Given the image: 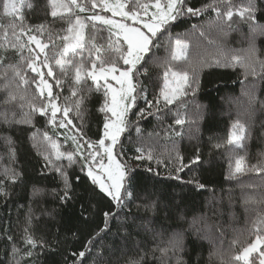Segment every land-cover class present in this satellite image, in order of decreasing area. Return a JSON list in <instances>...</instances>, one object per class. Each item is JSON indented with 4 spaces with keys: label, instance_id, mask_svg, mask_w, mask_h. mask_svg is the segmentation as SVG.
<instances>
[{
    "label": "trees",
    "instance_id": "1",
    "mask_svg": "<svg viewBox=\"0 0 264 264\" xmlns=\"http://www.w3.org/2000/svg\"><path fill=\"white\" fill-rule=\"evenodd\" d=\"M196 7L207 4L211 0H190ZM28 3L33 6L28 8ZM247 0H231L233 11L242 7ZM218 6L222 11H227L229 0H218ZM261 11L257 13V19L264 24V3L260 4ZM50 9L47 0H26L22 9L25 23L39 25L45 21L52 22L53 18L48 15ZM99 11V10H97ZM85 13L81 15H87ZM111 15L110 13H101ZM217 15L209 11L201 17H182L171 27V34H177L189 43V52L194 62L201 59L214 61L217 59L231 58L233 55L244 56L250 44L254 41L258 51V57L264 60V35L252 33L248 23L243 22L239 16L234 15L231 27L225 24L221 31L216 26ZM223 19V17H221ZM13 22V17L5 16L2 3H0V25L7 27ZM19 23V21H15ZM193 25H197L193 29ZM67 25L60 20H56L53 27L59 31ZM201 31L205 35L201 36ZM91 32V28L89 29ZM4 34V28H0V39ZM97 43L107 46L109 37L108 28L97 23L96 25ZM9 36L11 31L9 29ZM167 36V33H165ZM0 54H4L0 49ZM87 56V51L84 53ZM168 53L161 47L156 51V56L163 59ZM8 59L5 64L16 63L19 57L14 51L7 52ZM179 63V62H177ZM198 66V65H197ZM149 69L150 79L144 78L143 83L147 86V99L154 101L160 95L162 87L163 71L155 63L146 65ZM200 86L196 95L191 94L186 98V107H182L179 102L164 108L161 99L159 114L155 111V106L148 108L144 99H139L137 105L129 113L133 127L121 137L127 156L135 155V147L142 146L145 151L152 149L154 155L160 159L157 164L145 161L143 166L137 169V177L142 185L155 186L165 203H170L179 209L170 216L168 220L163 219V214L153 217L151 225L157 231L161 226L167 231L164 232L166 238L172 230H184L185 232V252L184 260L187 264H243V261H236L235 256L244 247L251 243L257 234V230L264 234V224L259 221L264 218V171H248L243 174L231 176L235 167L237 156H244L248 166L264 161V107L260 103L248 105L246 92L253 90L258 100L264 101V81L258 78L261 70L256 66L258 76L245 75V68L239 63L230 67H217L214 64L199 67ZM3 71V69H0ZM57 74L59 72L57 70ZM29 79L35 74L28 71ZM50 84L62 97H71L69 84L71 80L65 81L63 88H56L55 82L49 78ZM4 81L0 78V120L3 114L19 120L23 118V111L15 105L3 103L7 93L2 85ZM91 85V81L87 82ZM14 88V86H13ZM29 93H35V85H28ZM75 98H72L74 100ZM102 92L93 91L85 102V123L86 134L92 140L99 137L102 129L104 115L98 111L103 102ZM196 105H200L203 118L196 123H191V119L196 113ZM140 109H145L144 118L138 119L136 113ZM179 111L181 118H186L184 125H176L174 119ZM152 112L153 115H149ZM157 115L160 116L157 119ZM74 124H79L80 120L72 114ZM239 120L245 126V139L242 141L243 147L237 148L234 144H229V134L232 132V125ZM141 128L138 136L135 126ZM47 131L54 140H57L63 151L71 148V141L65 142L63 135H56L50 126L46 125L44 118L36 114L33 117V124H16L11 126L0 123V178H3L4 169L9 166V158L2 137L11 136L16 149L15 167L22 173V180L12 184L8 182L7 198L0 196V262L7 264L10 257L12 241L9 236L14 237L17 245L24 248L21 240L23 229L26 226L28 214L31 211L33 229L37 236H44L51 249L33 258L24 256L18 257L21 264H64L65 257H69L71 252L84 250L85 242L100 229L104 228V213L111 212L118 215L110 219L111 231L101 233L102 239L97 240V245H103V250L98 247L95 251L100 252L99 259L105 264H129L130 261L139 260L148 251L147 258L143 264H160L161 252L153 249L157 248L160 241L153 240L152 233L142 229H137L129 221L127 231L130 236L124 235V230L117 232L120 222L127 215L137 217L136 224H140L144 219L150 217V212H145L143 208H137V201L132 202L123 209L117 208L110 198L104 196L95 188L90 180L80 172L79 165L73 171V182L75 176H80V183L76 186L79 194L77 199L61 203L58 198L51 195L50 190L59 185L53 180V173L44 167V160L38 154L45 149L41 143L42 132ZM41 130L35 140L31 137L33 133ZM58 132H66L72 135V129H58ZM180 133V135H177ZM131 140V142H129ZM220 147L217 148L216 145ZM175 145L184 156V163L189 164L197 154L200 162L190 165L180 173V179L169 178L168 150ZM199 149V153H197ZM136 163V162H133ZM151 163L154 172L159 175L145 171L146 166ZM195 177L203 188H198L196 184L187 183ZM45 190V194L33 198V186ZM89 197L91 204L88 205L89 219L87 223L81 220V203L86 202ZM94 205V207H93ZM183 214L184 220L178 218ZM206 218V219H202ZM196 220L197 226L205 227L202 232L196 234L195 230L188 229V223ZM73 232H78V239L72 237ZM162 247V245H161ZM39 251V250H36ZM92 256L88 258L90 264ZM251 264H258V255L253 254L250 258Z\"/></svg>",
    "mask_w": 264,
    "mask_h": 264
},
{
    "label": "snow or ice",
    "instance_id": "2",
    "mask_svg": "<svg viewBox=\"0 0 264 264\" xmlns=\"http://www.w3.org/2000/svg\"><path fill=\"white\" fill-rule=\"evenodd\" d=\"M25 2L26 0H0L4 15L13 17V22L7 27L0 25V28H4L3 37L0 39V49L4 53L0 54V69H3L0 71V78L4 81L2 87L7 93L3 103L15 105L22 111L25 107L27 108V111H23L22 119L15 120L4 113L0 123L9 126L12 123L33 124V117L36 114L44 118L46 125L53 129L54 134L63 135L65 142L71 141V148L61 151L60 145L53 140L46 128L42 132L41 141L45 149L39 151V146L33 144V147L38 148V154L45 162V169L54 174L53 180L59 185L50 190L51 195L64 204L77 199L79 194L76 192V186L80 183V176H75L74 183L71 170L79 165L80 172L95 188L99 189L100 193L110 198L117 208L123 209L137 201L138 209L143 208L146 213L152 214L140 224L135 223L137 217L126 215L119 224L118 233L123 229L124 235L130 236L131 233L127 231V228L131 221L137 229L152 233L153 240L160 241L157 248L152 250L153 254L155 251L161 252L160 264H187L184 260V230H172L165 238L164 232L167 230L163 226L160 231L151 226L154 222L153 217H158L162 213L163 219L168 220L179 206L165 203L154 185L151 187L142 185L137 177V169L143 166L145 161L155 160L159 164L160 159L154 155V150L145 151L142 146L135 147V155L127 156L121 137L133 127L129 113L139 99H144L149 109L155 106L157 114L161 112V99L165 109L176 102L186 107V98L190 94L194 97L200 86L198 66L211 67L214 64L217 67H230L239 63L245 68L246 76L256 77L258 76L256 66L259 65L261 72L258 78L264 81V60L259 59V50L254 41L244 56L233 55L230 59L214 61L201 59L194 62L189 52V43L179 34L174 37L170 31L172 25L182 17H201L212 11L217 15L218 19L215 23L221 31L225 24L231 27L233 17L237 15L243 22L248 23L252 33L264 35V24L257 19V13L261 11L260 4L264 3V0H247V3L237 8L235 12L231 0H229L227 11L221 10L218 0H211L200 7L193 5L190 0H47V6L50 9L48 15L53 18V21L51 23L45 21L35 26L25 23L22 12ZM27 6L31 9L33 5L28 3ZM85 13L90 14L81 15ZM101 13H111V17ZM115 17L120 19L117 20ZM17 20L19 23L15 22ZM56 20L63 21L67 26L59 31L55 30L53 25ZM97 23L108 28L109 37L106 47L97 43ZM197 27L193 25V29ZM90 28L91 32H89ZM9 29L11 36H9ZM200 35L205 34L201 31ZM161 47L168 53L163 59L156 56V51ZM9 50L17 54L18 62L4 63L8 59ZM85 51L87 56L84 55ZM148 63H155L164 69L163 86L160 89V95L154 101L147 99V86L142 82L144 78L150 79L149 69L146 67ZM28 71L35 74L31 79L27 75ZM48 78L54 80L56 88H63L65 81L70 79L71 97H62L61 93L54 91ZM89 80L91 85L87 83ZM30 84L35 85L33 94L29 93L28 85ZM254 87L253 90L245 93L248 96L250 109L256 103L264 107V101L257 99ZM93 91L102 92L104 98L98 109L104 115V121L96 140L87 137L85 131L87 111L85 102ZM72 98L75 99L72 100ZM200 107L196 105V113L191 119L193 124L203 118ZM144 112L145 109H140L136 113L138 119L144 118ZM73 113L75 118L80 120L78 125L73 122ZM149 115L153 113L149 112ZM159 118L160 116L157 115V119ZM185 122L186 118H181L178 111L174 123L182 126ZM70 128L73 130L71 136L66 132L57 131ZM135 130L139 136L142 130L138 124ZM245 133V126L237 120L232 125L228 143L234 144L237 148L243 147ZM38 135H41L40 129H37L31 138L35 140ZM2 139L9 158V166L4 169L3 178H0V196L7 198L8 182L19 183L22 180V173L11 166L15 163L16 157L12 137L4 136ZM216 147L219 148L220 145L217 144ZM200 159L197 154L189 164H185L184 156L173 145L168 150L167 163L171 165L169 178L179 180L180 173L190 165L199 163ZM145 171L154 172L151 163L146 166ZM248 171H264V161L248 166L244 156H237L231 176ZM154 174L159 175L158 172ZM187 183L196 184L198 188L204 187L195 177ZM44 194V189L33 186V198ZM89 204H91L90 197L86 202L81 203L80 218L84 223H87L89 219L87 214ZM117 215V213L105 212L104 228L85 242L84 250L73 251L69 257H65L64 264H88L90 255L92 256L90 264H105L102 259H99L100 252L95 251L98 247L101 251L103 250V245L98 246L97 240L102 239L101 233L111 231L110 219ZM178 218L184 220L183 214H179ZM259 222L264 224V218H261ZM205 227L208 226H197L195 219L188 223V229H194L196 234L202 232ZM71 235L78 239V232H73ZM8 239L12 241V245L11 252L7 253L10 257L7 264H21L18 258L21 253L28 258H33L52 250L44 236L36 235L31 211L21 236L24 248L17 245L14 237L9 236ZM253 254L258 255V264H264V234H261L259 229L255 240L244 247L235 256V260L243 261V264H251L250 258ZM147 255L148 251L145 250L139 260L130 261L129 264H143ZM209 259L211 264V255Z\"/></svg>",
    "mask_w": 264,
    "mask_h": 264
},
{
    "label": "rangeland",
    "instance_id": "3",
    "mask_svg": "<svg viewBox=\"0 0 264 264\" xmlns=\"http://www.w3.org/2000/svg\"><path fill=\"white\" fill-rule=\"evenodd\" d=\"M111 14V13H110ZM106 16H109V17H111V15H106ZM115 19H117V20H119L120 19V17H115ZM129 23H131V21H129ZM45 72L47 71L46 69L44 70ZM48 80H49V78H48ZM163 81V80H162ZM50 83V82H49ZM162 86H163V82H162ZM54 140V139H53ZM56 142H57V140H55ZM58 143V142H57ZM59 144V143H58ZM60 150L61 151H63L62 149H61V147H60ZM255 240V239H254ZM253 240V241H254Z\"/></svg>",
    "mask_w": 264,
    "mask_h": 264
}]
</instances>
